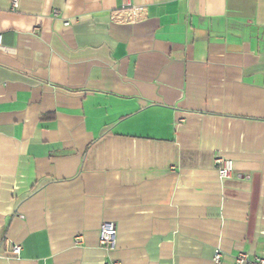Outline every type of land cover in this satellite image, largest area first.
Listing matches in <instances>:
<instances>
[{"label": "crops", "instance_id": "crops-1", "mask_svg": "<svg viewBox=\"0 0 264 264\" xmlns=\"http://www.w3.org/2000/svg\"><path fill=\"white\" fill-rule=\"evenodd\" d=\"M131 1L0 0V264L264 258V0Z\"/></svg>", "mask_w": 264, "mask_h": 264}, {"label": "built area", "instance_id": "built-area-1", "mask_svg": "<svg viewBox=\"0 0 264 264\" xmlns=\"http://www.w3.org/2000/svg\"><path fill=\"white\" fill-rule=\"evenodd\" d=\"M18 0H11V8H17ZM119 12H124L129 17V22H134L140 19V8L135 6L131 0H122V3L119 8ZM69 22H64L67 25ZM214 167L217 171L219 179L228 178L233 171V161L229 158L223 157L220 154H217L213 158ZM116 236V227L113 222L106 221L103 222L98 230V244L100 247L105 249H112L115 244ZM80 236H76L75 241H79ZM11 251L15 254L19 253L20 247L14 245L11 248ZM221 261V252L215 250L212 255V262L214 264H220ZM235 264H264V258L258 256H249L245 252H239L234 256Z\"/></svg>", "mask_w": 264, "mask_h": 264}]
</instances>
